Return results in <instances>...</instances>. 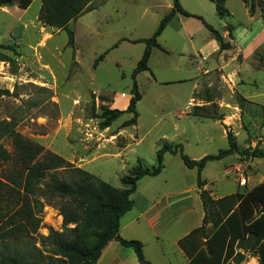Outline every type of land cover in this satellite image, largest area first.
<instances>
[{"label":"rangeland","instance_id":"obj_1","mask_svg":"<svg viewBox=\"0 0 264 264\" xmlns=\"http://www.w3.org/2000/svg\"><path fill=\"white\" fill-rule=\"evenodd\" d=\"M30 1L25 10L17 3L6 7L7 11L0 7V45L13 48L19 55L14 65L7 63L6 74L0 73V145L11 156L9 161L0 162V178L20 169L15 135L117 189L123 188L121 178L138 164L151 169L155 153L163 144H179L189 159L199 160L227 148L224 128L234 136L240 150L264 146V33L259 34L264 21L258 12L252 18L247 16L242 2L240 10L232 9L233 15L219 18L209 0H178L184 10L199 16L218 33L222 34L226 26L232 27L233 34L241 33V46L259 34L253 44L257 46L255 53L238 69L241 84H234L231 91L216 71L208 81L200 79L206 75L196 67L208 66H204L197 52L201 46L215 41L212 33L201 27L190 40L184 31L177 33L174 24H170L158 39L162 49L151 52L148 71L135 78L141 94L136 104V124L123 127L130 119L125 114L108 128L100 129L102 108L125 110L128 106L132 72L145 47L144 43L133 41L153 34L172 0H94L92 10L67 27L73 32L72 47L67 46L64 30L45 27L37 20L40 0ZM187 21L191 27L201 23L193 17ZM106 51L94 66L95 59ZM209 51L206 46L204 52ZM211 60L212 57L207 64ZM232 64L223 70L224 75L236 66ZM196 81L199 87L194 90ZM195 91L198 92L191 95ZM190 97L194 98L191 108ZM209 99L212 103L204 105ZM241 106L245 112H241ZM193 107L202 109L198 114L221 118L223 127L192 115ZM55 175L67 181L72 171L58 169ZM198 178L206 181L207 189L216 198L238 189L250 190L264 181V158L233 154L208 162L198 176L195 169L183 165L178 155L165 153L160 174L141 179L132 197L159 200L167 194L189 190L175 199L191 211L181 218H174V212L168 215L165 227L154 229L158 238L144 224L143 254L151 264H183L177 241L201 222L200 200L195 198ZM41 201L37 233L46 236L48 229L63 232L58 209ZM33 237L28 241H35L40 247L38 236ZM18 247L15 243L12 248ZM238 252L242 255L239 263L230 259L224 264H258L253 251ZM39 262L46 264L48 260L41 258ZM127 264L139 263L133 255Z\"/></svg>","mask_w":264,"mask_h":264},{"label":"trees","instance_id":"obj_2","mask_svg":"<svg viewBox=\"0 0 264 264\" xmlns=\"http://www.w3.org/2000/svg\"><path fill=\"white\" fill-rule=\"evenodd\" d=\"M94 0H40L37 20L45 27L64 30L67 33V46H73V32L67 27L79 16L89 12ZM214 3L215 14L219 18L228 16L226 0H209ZM248 13L256 12L264 21V0H242ZM25 10L30 0H0V7L15 4ZM195 17L186 12L178 0H172V7L160 20L153 34L147 39L133 41L145 44L144 50L132 72L131 96L125 110L102 108L99 118L100 129H105L121 116L128 114L123 127L136 124V104L141 99L135 77L148 70V60L152 48L161 49L158 37L176 14ZM202 21L200 17H196ZM212 33L219 50H228L229 42L216 30L202 21ZM107 53L94 61L98 64ZM19 55L9 46L0 45V62L14 65ZM0 94L2 92L0 91ZM210 101V100H209ZM192 115L210 119L207 114H198L200 107H193ZM228 146L215 154L199 160L189 159L181 145L163 144L155 153V165L143 168L140 164L121 178L123 188L117 189L81 168L73 167L62 157L44 150L43 147L14 137L16 161L20 169L0 178V264H97L105 246L111 240H118L122 247L131 248L139 264H151L145 259L142 243L137 240L118 239L120 218L132 207L130 196L136 191L137 183L143 177H155L163 168L165 153L178 155L183 165L199 173L208 162L221 160L237 154L249 158H264V146L240 150L234 136L227 132ZM11 159L10 154L0 145V162ZM58 169H70V180H62L55 175ZM205 183L199 178V198L203 209L201 225L178 240L177 246L187 257L186 264H224L230 259L239 263L240 251H253L258 264H264V181L250 190L238 189L232 194L213 198L211 192L202 189ZM46 202L59 211L62 217L63 232L48 229L46 236L39 235L41 210ZM72 225V227H70ZM33 234L39 238L30 243ZM15 243L20 247L12 248ZM22 245V246H21ZM45 252V253H44Z\"/></svg>","mask_w":264,"mask_h":264},{"label":"crops","instance_id":"obj_3","mask_svg":"<svg viewBox=\"0 0 264 264\" xmlns=\"http://www.w3.org/2000/svg\"><path fill=\"white\" fill-rule=\"evenodd\" d=\"M239 2L240 3L238 4V3H236L235 0H226L225 8L228 12L227 17L233 15V10H232L233 8L240 10L241 2H242L243 8L245 9L247 16H251L248 13L247 9L245 8L243 1L240 0ZM171 7L172 6H170L168 9H170ZM1 8L4 11H7L6 7H1ZM189 14L195 16L193 18L199 17L196 14H192V13H189ZM253 16H255V14L252 15L251 18ZM187 18H191V17H185V16L177 13L174 16V18L167 24V26L170 24H174V27H175L177 33L184 31L185 34H187V37L191 40L192 37L195 35V32L197 30H199L201 27H205V26L202 23L203 20L201 21L199 19L201 21V23L198 24L197 27L196 26L191 27L189 24V21H187ZM196 19H198V18H196ZM261 21H262V19H261ZM166 27H165V29H166ZM56 31H58V30L56 29ZM262 33H264V23H263V26L261 27V31H259V34H262ZM219 34L229 42L230 48L228 50L230 53L225 52L224 50L220 51L217 42L214 40H211L208 43V45L201 46L197 52L201 61H203L205 63L204 66H206V67L208 66L207 68L210 67L211 71L210 70L208 71L207 68L199 67V65L196 67V70L202 72L203 76L206 75L204 78L200 77V79L202 78L205 82L209 80V78L211 77L210 75L214 71L218 72L219 77L222 80V82H224V84H226L227 87L232 91L234 84H237L238 82L240 84L242 83V81L238 78V75H239L238 69L247 60V58L252 55V53H255L257 46L253 47V44H254L255 40L257 39V37L259 36V34H257V36L254 35L250 39V41H248L246 44H243L242 46H241V33H238V34L234 33L233 34L231 26H226V30L222 34L221 33H219ZM159 37H158V39H159ZM158 39H157V41H158ZM158 44H159V42H158ZM159 46H160V44H159ZM206 46H209V48H210L209 52H204ZM153 49H157V48H152V50ZM161 49H162V47H161ZM152 50H151V52H152ZM150 56H151V54H150ZM196 57H197V55L194 54V61H195V63H198V61H196V59H197ZM211 57H212V60H215V62H212V60H211V62H209V64H207V61ZM232 63H236L235 64L236 66H234L233 69L229 70V72L224 75L223 70L230 67L231 65H233ZM6 67H7V63L0 62V73L1 74H6V72H5ZM136 77H137V75H136ZM0 78H2V77H0ZM198 85H199V82L196 81L194 83L193 89L196 90V88L199 87ZM198 91H195L194 93L191 92V95L192 94L195 95ZM129 98H130V96L128 97V100H129ZM241 99L243 101H246L245 98H241ZM209 100H206L204 103L202 100V103L204 105L212 103V101L211 100L209 101ZM188 101L190 104L189 107L191 108L194 105V103H193L194 98L190 97ZM187 109H189V108H187ZM242 110L244 111V109L241 106V112H242ZM186 113L191 114L188 111ZM198 118L210 119V118H204V117H198ZM210 120H213L217 124L221 125V123H220L221 119L220 120L210 119ZM223 135L226 137V132L224 131V128H223ZM216 161H219V160H216ZM238 166H239V168H241V163L238 164ZM146 177H143V178H146ZM139 181H138V183H139ZM202 182L205 183L202 186V189L208 190L206 187V181H202ZM138 183H137V185H138ZM239 187H241V185ZM208 191H210V190H208ZM135 192L130 196V198L133 202L131 209L125 215H123L120 218L119 231L117 234L118 239L137 240L139 242L141 241V243H142L143 241L141 240V233H142L141 229H142V227H144V224H145V226H147V228H149L152 231L153 236L155 238H158V236H157L158 233L154 229L156 227L159 228L160 226H162L164 228L165 224H166V217L168 215H170L171 213L174 212V216H173L174 218H177V217L181 218L182 215L185 214L187 211H191L190 209L185 210L184 209L185 206L183 204H181V202H176L177 200L175 199V198H179L181 196L188 194L189 190L179 191L177 193H174L172 196H171V194H167V196H163L159 200L150 199L146 196H137V197L133 198L132 196L135 194ZM198 192H199V188L197 186L195 198L196 197L199 198ZM211 196L213 198H216L213 196L212 192H211ZM172 198H173V200H172L173 202L170 201V199H172ZM199 200H200V198H199ZM177 204H178V206H177V208H175ZM200 205H201V201H200ZM201 209H202V205H201ZM202 218H203V209L201 210V215H200V221L201 222H202ZM201 222H200V225H201ZM143 248H144V245L142 247V250H143ZM129 250H131V251H129ZM180 254L184 258L183 264H186L187 257L183 254V252L181 250H180ZM133 255L135 256V254L131 248L122 247L119 244L118 240L114 239V240H111L105 246V248L103 249V251L101 253V256L99 257V259L97 261V264H101L102 262L106 263V264H127V261L129 259L132 260ZM104 256H105V258H104Z\"/></svg>","mask_w":264,"mask_h":264}]
</instances>
